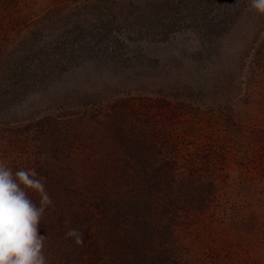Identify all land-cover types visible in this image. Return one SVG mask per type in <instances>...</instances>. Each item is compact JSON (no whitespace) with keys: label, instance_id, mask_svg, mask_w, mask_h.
I'll return each instance as SVG.
<instances>
[{"label":"rangeland","instance_id":"rangeland-1","mask_svg":"<svg viewBox=\"0 0 264 264\" xmlns=\"http://www.w3.org/2000/svg\"><path fill=\"white\" fill-rule=\"evenodd\" d=\"M161 1L0 0V162L35 169L53 201L40 224L47 264H97L101 224L83 234L82 254L68 221L75 208L83 229L85 214L114 218L101 197L122 211L129 190L145 216L158 213L141 235L145 264H264V15L250 0H219L205 34L184 0H168L177 15ZM144 12L159 24L125 19ZM114 13L108 37L86 36ZM82 43L92 54L72 46ZM41 59L65 67L24 73Z\"/></svg>","mask_w":264,"mask_h":264},{"label":"trees","instance_id":"trees-1","mask_svg":"<svg viewBox=\"0 0 264 264\" xmlns=\"http://www.w3.org/2000/svg\"><path fill=\"white\" fill-rule=\"evenodd\" d=\"M182 1V0H181ZM219 0H184V3L188 6V10H191L192 12L195 11L198 14L197 17L192 18V22L194 23H201L202 26H199L206 34V27L211 28V26L214 24L213 20L216 17L213 16V20L212 18H209L208 14H206L207 12H210L213 8L214 5H217V2ZM168 0H162L160 5L162 8H166L168 5ZM191 6V7H190ZM190 7V8H189ZM169 10L173 13H175V15L178 14V11L173 8L172 6H169V8L167 9V11L169 12ZM194 13V12H193ZM113 19L110 18H102L103 16H99L98 18V24L100 25V21L102 22L101 27L99 26H91V27H84L83 31L84 33H86V36L88 37H103L106 38L108 37L107 35L109 34L108 32H112L114 31V29H116V27H120L118 23H120V15H116V13H114L113 15ZM133 15L130 16H125V19L130 22L129 25H137L134 26L138 27L136 29H141L142 26L139 25H145L148 27V24H159V22H155L153 20L152 23H148V20L151 18L149 14H140V15H136L135 18H133ZM97 22V20H96ZM118 22V23H117ZM226 21H224L223 23H225ZM171 24H174V22H169ZM116 24V25H114ZM112 27H111V26ZM204 26V29H203ZM223 29V28H222ZM73 47H77L80 50H83L81 53L83 55H88V54H92V51L90 50L91 46L90 45H84L83 43L81 45H72ZM65 48V45H64ZM66 49V48H65ZM52 49H48L47 50V54L51 51ZM73 50V49H72ZM65 51V50H64ZM67 53L69 55H76L77 52L75 51V53H72L69 49L66 50ZM40 53L41 56H44V52L40 51L38 52ZM77 54V56L81 55ZM41 63L40 64H36L32 67V68H28L26 67V70L24 73H31L32 76L39 80L42 79V77L44 78L46 77H52L54 76V73L58 71V73H60L63 69H64V63L60 60H50V59H41L39 60ZM77 61V60H76ZM22 64L19 63L17 65V69L20 68ZM23 73V74H24ZM57 73V74H58ZM16 80V81H15ZM18 80L16 79V77L14 78V83L12 86H14L13 90L16 91V87L18 86V83H16ZM7 98V97H6ZM133 140L127 138L125 142H131ZM124 142V143H125ZM129 146V145H128ZM143 149V145L141 142H139V144H137L135 146V150L133 152V155L136 154V152L140 151ZM145 159H143L144 161ZM141 167H143V164L139 165ZM157 184V183H155ZM153 184V186L155 185ZM128 193H130V199H128L125 203L124 208H122V211H119V208H117L116 204L112 203V199L109 197L110 194L108 195H103L101 197V201H100V205L103 206V208H101V211L103 213V217H105L108 213H111L116 215L114 218L112 219H105V221H99L97 220V218H95V216L93 215H88L85 214L87 217V223L89 224V226L86 229L82 228V217L80 212H78V210L75 208L74 212L72 214H74L72 216V219L68 221V227L69 229H77L79 231V233L82 235V237L85 235L84 233L88 231L89 227L94 226L95 223H99L101 224V228L102 230L100 231H104V249L101 250L100 252L96 253L98 255V262L97 264H145V262L148 263L149 259H150V255H146V257H144V255L147 253L144 249L145 247L142 245L143 242L142 240H145V238L141 235H147V232L149 230L152 231V223H154V215L156 216L158 213H155V211L151 210L150 214L149 212H147V215L145 216L146 211H148L149 207L147 205H143L140 202V199L137 198H133L136 193L133 194L132 191H128ZM147 196H145L144 194V198L147 200L146 198ZM114 202V201H113ZM59 206V205H58ZM148 207V208H147ZM157 207V206H156ZM60 208V206H59ZM165 209H162L161 211L165 212ZM159 212V211H158ZM48 216V215H46ZM118 216V217H117ZM144 216V217H142ZM121 217V219L119 218ZM50 216H48V219L46 218H42L41 223L42 224H46L49 220L50 223ZM102 218V217H101ZM66 218L65 221L63 223L66 224ZM93 221H97L94 222ZM92 222V223H90ZM136 226V231H137V241H133L130 240L128 237V232L130 229V223H132ZM74 224H77L76 226H73ZM156 224V223H155ZM63 225L60 226V224L57 223H53V229L55 230V228L58 227H62ZM166 226V224H165ZM71 227V228H70ZM116 228L125 230L124 235L121 233L119 235L114 234V231L116 230ZM68 230H66L64 232L67 233ZM84 234V235H83ZM142 238V239H141ZM96 239H91L92 242H90L89 244H93L95 242ZM134 245V251H135V255H134V260L131 261V259L129 258V255L133 252V250H131V246ZM80 250L79 252L82 254H85L84 248L82 247V243L80 244ZM89 249H91V247H89Z\"/></svg>","mask_w":264,"mask_h":264},{"label":"clouds","instance_id":"clouds-1","mask_svg":"<svg viewBox=\"0 0 264 264\" xmlns=\"http://www.w3.org/2000/svg\"><path fill=\"white\" fill-rule=\"evenodd\" d=\"M249 6L264 15V0H250ZM30 192L39 196V205ZM52 203L35 169L13 171L0 162V264H47L40 224ZM66 236L82 243L77 229Z\"/></svg>","mask_w":264,"mask_h":264}]
</instances>
